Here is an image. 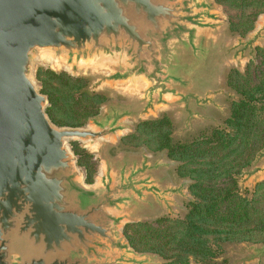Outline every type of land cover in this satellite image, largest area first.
Returning <instances> with one entry per match:
<instances>
[{
    "label": "water",
    "instance_id": "1",
    "mask_svg": "<svg viewBox=\"0 0 264 264\" xmlns=\"http://www.w3.org/2000/svg\"><path fill=\"white\" fill-rule=\"evenodd\" d=\"M258 17L247 38L225 47L216 0H0V264H163L158 254L135 250L125 228L157 210L178 216L174 196L192 200L191 181H174L167 173L174 160L148 150L137 161L100 156L88 182L69 141L99 155L117 143L110 149L115 158L134 153L121 149L122 138L173 105L192 129L205 118L200 109L216 105L228 56L257 62L264 13ZM214 55L215 84H204L198 75ZM46 59L73 73L108 69L101 84L139 92L140 107L109 99L88 125L56 124L35 73ZM237 178L242 193L248 184L254 192L264 180V147ZM236 244L246 246L243 263L264 261L263 243Z\"/></svg>",
    "mask_w": 264,
    "mask_h": 264
},
{
    "label": "trees",
    "instance_id": "2",
    "mask_svg": "<svg viewBox=\"0 0 264 264\" xmlns=\"http://www.w3.org/2000/svg\"><path fill=\"white\" fill-rule=\"evenodd\" d=\"M240 13L231 20V30L245 34L264 13V0H216ZM259 62H250L244 71L231 68L226 85L236 94L230 101L224 126L206 128L187 139H176V122L168 113L141 120L136 130L121 140V149L147 147L165 152L178 164L179 178H188L193 199L184 215H163L154 221L128 224L125 233L139 252L158 254L163 264H211L222 242L264 244V181L254 193L241 192L237 175L251 166L264 147V47ZM254 69L253 73L252 70ZM42 91L49 95L47 111L60 126H82L99 113L107 96L88 90L87 77L65 72L40 70ZM83 153L79 165L88 169V181L95 175L92 156Z\"/></svg>",
    "mask_w": 264,
    "mask_h": 264
},
{
    "label": "rangeland",
    "instance_id": "3",
    "mask_svg": "<svg viewBox=\"0 0 264 264\" xmlns=\"http://www.w3.org/2000/svg\"><path fill=\"white\" fill-rule=\"evenodd\" d=\"M218 10L220 11V13L222 15V22H221L222 24H221V27L219 28L220 29L219 30V32H220L219 39H221L224 42L225 47H227L226 45H228V46L234 45L237 42V39L239 38V36H241L242 38H247L249 33L251 31H253L258 25L259 17H257L255 19L253 29H251L250 31H248L245 34L235 33L231 30V20L236 18L237 15L240 13H237L238 11H236V10H231V9L227 8L225 5H223L221 3H218ZM261 47H264V41L261 43ZM258 49H259V47H258ZM258 49H257V59H258ZM228 57L230 58V60L228 59L227 64L224 65V69L222 68V70L219 73V77H220V81L222 82L223 90L218 91L217 94L214 95L216 105H207L206 107L201 108L200 112L202 113V115H204L205 118H201V119H198L197 121L193 122L192 129H185L184 128L185 115H184L183 111L180 110L179 107H177V106L174 107V105H173V107H169V108H160L155 113H152V114L147 115L145 117L151 118V117L163 114V113L170 114L171 117L176 122V129H175V132L173 134L176 139H179V137H182L183 139H187L188 137L199 133L201 130H204L206 128L211 129L212 127L216 126V124H222L223 121L225 120V118L227 117V115L229 114L230 101L232 100L233 94H234V92L226 85V80H227L226 76H227L228 72L230 71L231 68H236V69L240 68V69H242V71H244L246 66L250 62H252V61L255 63L259 62V61L256 62L252 59H244V60L235 61V60L231 59V55H229ZM219 60H220V56L214 55L208 62L206 61L205 64L201 67L202 71L198 75V79L200 81L204 82V84L214 85L215 80H216V73L218 71V66H219L218 61ZM41 69L42 70H52V71L57 72V73L65 72L68 75L75 77V78L87 77L89 79V88H91L93 86L94 92L104 93L108 97L106 101H108L110 99V101H109L110 104L128 105V106H132L135 109L140 107V103L138 102L139 92H137L133 89H130L126 86H121V85L111 86L107 83L101 84L102 78L110 72L108 69H95V70H85L84 69V70L78 71V73L77 72L73 73L70 69H68L63 64L54 63L50 59H46L44 61H37L36 62L35 73L37 74V76H38V72ZM253 71H254V69L252 70V73H253ZM220 86L221 85H219V88H220ZM89 88H88V90H89ZM89 91H91V90H89ZM106 106L107 105H105L103 107L101 105V107L99 109V113L105 111L107 109ZM98 114H96V115H98ZM139 120L140 119L138 118L137 121H134L133 125H135ZM88 124H89V119L83 125H88ZM69 144H70V147L73 148L75 153L79 156V160L83 156L82 155L83 153H77V151H79V149L86 152V153H89L92 156L91 161L94 163V167L96 170L95 174L98 173V170L100 168V164H101V157L100 156L110 157V158L116 160L115 161L116 163H118V161H117L118 159H123L124 161H132V160L137 161V160H140L141 155L144 152L149 150L147 147H146L147 150H146V148L139 147L136 149L137 151L134 153H118V155H116V158H115L110 154V151H111L110 149H111L112 145H116L117 143L116 144H110V143L105 144L100 155L97 154L96 152H93L94 148L86 147L82 141L70 140ZM143 147H145V146H143ZM115 151L116 150H114V152ZM155 154H156V156H157V154L159 155V157H156V158H161L163 155H164V157H167V154L165 152H160V153L155 152ZM119 157H121V158H119ZM254 160H255V158H254ZM253 161H252V163H253ZM172 163H173V165H172L171 169H173V170H167V173L169 174V171H170V174H172V178L174 177V179H175L174 181L177 180L178 182H181V181L184 182V179H186V178H179L177 172L174 171V169L178 163H176L175 161H172ZM80 166L85 169L86 174H87V181H88V169H87V167L85 165H81V164H80ZM243 171L240 174H242ZM169 177L171 179L170 175H169ZM183 182H181V184ZM261 182H259V183H261ZM187 183L188 182H186V181L184 182V184H186V186H187ZM181 184H177V185L179 186ZM257 185H256V188H257ZM250 187H251V185L248 184L243 188L249 189ZM174 198L178 202V206L175 207V211H176L175 214H178V216H175V217H173L171 215H169V216L172 218H177V217L184 215L186 213L187 209L184 206H186V203L188 201H190V197L187 196V197L183 198L181 196H174ZM182 203H184L183 204L184 206L182 205ZM161 214H162L161 210H157L156 212H149L146 215H144L141 218L142 220H140V221H154L163 215H167V214H163V215H161ZM130 224H132V223H130ZM237 242L238 241L222 242L221 247L218 248L219 254L217 255V257H215L211 260V264H257V262H247V263L242 262L241 259L245 258L246 255L248 254V252L245 249L246 246H244L243 244H241V245L236 244ZM192 264H202V263L192 260ZM260 264H264V261Z\"/></svg>",
    "mask_w": 264,
    "mask_h": 264
}]
</instances>
